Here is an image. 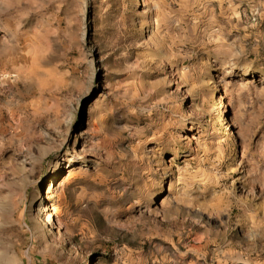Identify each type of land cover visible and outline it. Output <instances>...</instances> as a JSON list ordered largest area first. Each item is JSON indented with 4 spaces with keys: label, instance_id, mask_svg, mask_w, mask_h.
Here are the masks:
<instances>
[{
    "label": "rangeland",
    "instance_id": "374dc122",
    "mask_svg": "<svg viewBox=\"0 0 264 264\" xmlns=\"http://www.w3.org/2000/svg\"><path fill=\"white\" fill-rule=\"evenodd\" d=\"M0 264H264V0H0Z\"/></svg>",
    "mask_w": 264,
    "mask_h": 264
}]
</instances>
